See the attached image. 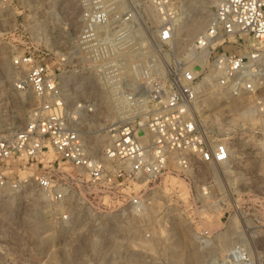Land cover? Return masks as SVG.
Segmentation results:
<instances>
[{"label": "built area", "instance_id": "built-area-1", "mask_svg": "<svg viewBox=\"0 0 264 264\" xmlns=\"http://www.w3.org/2000/svg\"><path fill=\"white\" fill-rule=\"evenodd\" d=\"M143 2L155 11L153 40L172 48L170 0H90L80 11L71 52L59 56L62 67L74 66L76 58L86 60L108 90L119 120L107 127L114 134L99 153L88 149L69 119L60 77L39 54L13 56L12 64L24 69L11 82L12 92L32 94L38 102L22 124L0 122V190L34 191L61 223L78 208L139 214L149 203L148 193L165 177L190 186L204 165L230 161L227 141L206 131L195 114L202 84L213 85L228 100L241 99L264 123V0H218L183 59L168 63L162 76L145 62L124 65L123 52L152 46L140 35V40L132 38L141 30L138 7ZM111 56L121 64L109 65ZM112 65L117 71L109 76ZM128 111L131 117L123 118ZM257 143L264 153V129ZM208 186L201 185L196 196H208ZM233 200L226 211L227 218L238 219V238L218 257L211 256L209 264H258L246 234L264 226V193L250 204ZM195 237L206 249L216 241L208 229L195 231Z\"/></svg>", "mask_w": 264, "mask_h": 264}, {"label": "rangeland", "instance_id": "rangeland-1", "mask_svg": "<svg viewBox=\"0 0 264 264\" xmlns=\"http://www.w3.org/2000/svg\"><path fill=\"white\" fill-rule=\"evenodd\" d=\"M89 1L0 0V122L22 124L28 109L38 102L32 94L18 97L11 89V82L24 69L12 64L13 56L31 51L60 77L68 117L95 154L110 139L112 131L107 127L119 117L90 63L76 58L74 66L59 64L60 53L72 50L80 11ZM217 1L170 0L172 48L153 40L155 11L143 2L138 7L141 30L133 32L132 38L150 41L152 46L147 51L123 52V61H129L124 65L145 62L162 76L168 63L183 59L185 48L205 28ZM195 19L205 24L192 33L189 26ZM227 100L213 85L202 84L195 114L206 131L227 141L228 164L204 165L190 186L177 177H165L148 193L149 203L142 213L78 208L69 222L61 223L34 191L1 189L0 264H209L210 257L224 248L201 247L195 231L208 229L216 241L224 235L229 246L238 238L229 227L232 215L227 218L231 200L245 199L250 204L255 195L264 193V153L257 143L263 116L250 115L241 99H235L236 105ZM128 112L123 118L131 117ZM203 184L209 185L210 194L196 196ZM235 220L233 229L238 230ZM252 234H246V240L256 251V262L264 264V226L255 227Z\"/></svg>", "mask_w": 264, "mask_h": 264}, {"label": "bare ground", "instance_id": "bare-ground-1", "mask_svg": "<svg viewBox=\"0 0 264 264\" xmlns=\"http://www.w3.org/2000/svg\"><path fill=\"white\" fill-rule=\"evenodd\" d=\"M204 22L201 20V19H195L192 23H191V25L189 26L190 27V29L192 30V33H194L195 31H198V30H201L202 29V27L204 26ZM146 56V55H145ZM137 58H138V56H137ZM118 59H120V58H117V57H114V56H111V58L110 59H108L107 60V62L109 63V65H111V64H114V62L113 61H117V62H119L120 64H121V59L120 60H118ZM127 59V58H126ZM140 59H141V57H140ZM148 59V58H147ZM152 59V58H151ZM127 61V60H126ZM149 61V60H148ZM129 61H127L126 63H128ZM125 62H124V64H126ZM129 64V63H128ZM128 64H127V66H128ZM117 71V68L116 67H114L113 65L112 66H109V69L107 70V72H108V75L110 76V75H113L115 72ZM109 78H111V77H109ZM112 80V79H111ZM235 99H238V98H236V97H233V98H230V100H231V102H233V105H236L235 104ZM231 104V105H230ZM228 106L230 105V107L232 106V103H228L227 104ZM233 108H235V106H233ZM245 109V108H244ZM244 109H242V110H244ZM247 110V112H251L252 110L251 109H249V108H246ZM242 113V112H241ZM72 117V116H71ZM119 120V119H118ZM118 120H113V121H111V123L109 124V126H111V125H114L115 123H117L118 122ZM107 131H109L108 129H107ZM113 134L114 133H109V135H108V137L111 139V137L113 136ZM91 144H92V142H91ZM90 144V145H91ZM93 146V145H92ZM231 200V199H230ZM232 202L234 201L233 199L231 200ZM228 221H229V225H233L234 226V224L236 223V220H235V217L234 216H232L230 219H228ZM231 223V224H230ZM233 226H229V227H231L230 228V230H231V232H236L237 230L236 229H233L234 227ZM236 228V227H235ZM251 232H254V231H251ZM225 236L223 235V237H221V236H219V238H217L218 240L216 241V244H214L215 246V248L217 249H219V248H221V250H222V248H224V249H226V247L227 246H225V238H224ZM252 237H253V235H252ZM229 242V241H228ZM223 249V250H224ZM220 250V249H219ZM221 252V251H220ZM220 252H216V254L214 255V256H216V257H218V255H220L219 253ZM193 255V254H192ZM195 255H196V253H195ZM193 258V257H192Z\"/></svg>", "mask_w": 264, "mask_h": 264}]
</instances>
